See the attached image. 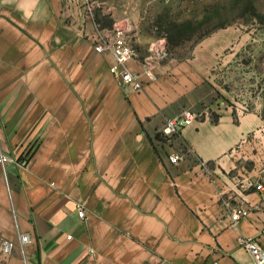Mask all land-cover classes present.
<instances>
[{"label": "crops", "instance_id": "1", "mask_svg": "<svg viewBox=\"0 0 264 264\" xmlns=\"http://www.w3.org/2000/svg\"><path fill=\"white\" fill-rule=\"evenodd\" d=\"M80 6L0 0V264H254L239 237L264 244L262 113L222 102L212 45L120 84ZM135 42L143 73L151 40ZM185 107L196 122L162 138ZM20 232L27 254H5Z\"/></svg>", "mask_w": 264, "mask_h": 264}, {"label": "rangeland", "instance_id": "2", "mask_svg": "<svg viewBox=\"0 0 264 264\" xmlns=\"http://www.w3.org/2000/svg\"><path fill=\"white\" fill-rule=\"evenodd\" d=\"M88 2L93 12L80 7L98 28L107 32L125 25L134 48L139 46L137 38H149L148 55L165 47L169 58L181 59L207 52L212 45L218 60L211 77L222 102L236 111L254 109L264 116V0Z\"/></svg>", "mask_w": 264, "mask_h": 264}, {"label": "built area", "instance_id": "3", "mask_svg": "<svg viewBox=\"0 0 264 264\" xmlns=\"http://www.w3.org/2000/svg\"><path fill=\"white\" fill-rule=\"evenodd\" d=\"M75 4L85 5L90 12H93L92 3L88 0H71ZM95 42V49L98 52H111L113 54V61L110 65V71L115 76L117 81L134 90H141L144 88L148 80L156 79L154 68L156 63L168 57V50L163 48H156L154 52L147 56L144 61V72L134 70L129 67V61L136 55L132 38L125 25L115 26L110 31H105L98 28L93 34ZM200 114L190 107H185L182 111L173 117L167 118L163 124L159 134L164 139H171L184 128L196 122ZM172 162H178L181 158L179 153H172L170 155ZM6 154L0 153V162L6 164L9 161ZM262 188L261 184L257 185ZM248 210L244 207H238L232 213L233 222L236 223L241 216L248 214ZM79 214L84 216L85 210L82 205L79 206ZM69 237L72 235L69 234ZM31 242V236L28 232L19 233L17 240L5 239L1 242L2 251L10 255L16 248H19L21 253L25 256L27 254V245ZM239 244L248 250L254 257V264H264V244L258 239L242 235L239 237ZM26 261V260H25ZM27 263V261H26ZM28 264V263H27ZM36 264V263H30ZM207 264H217L216 261Z\"/></svg>", "mask_w": 264, "mask_h": 264}]
</instances>
